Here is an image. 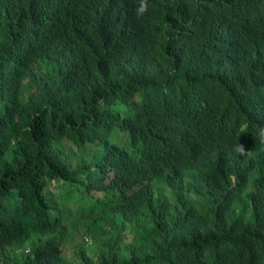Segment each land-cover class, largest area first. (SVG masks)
Wrapping results in <instances>:
<instances>
[{
	"label": "trees",
	"instance_id": "1",
	"mask_svg": "<svg viewBox=\"0 0 264 264\" xmlns=\"http://www.w3.org/2000/svg\"><path fill=\"white\" fill-rule=\"evenodd\" d=\"M139 3L0 0V264H264V0Z\"/></svg>",
	"mask_w": 264,
	"mask_h": 264
},
{
	"label": "rangeland",
	"instance_id": "2",
	"mask_svg": "<svg viewBox=\"0 0 264 264\" xmlns=\"http://www.w3.org/2000/svg\"><path fill=\"white\" fill-rule=\"evenodd\" d=\"M116 107H118V105ZM120 110H124V109H120ZM116 130L121 131L123 134H121L120 132H117L116 134H114ZM107 136L110 138L111 141L113 142L115 141L118 144H121L125 140V132L118 129L117 127H115L114 129H111L107 133ZM87 146L88 145H86L84 148H86ZM59 191L60 189L50 187L49 188V200L50 202H55V201L58 202L60 205L63 206V208H61L60 211L67 212L66 214H64V216L66 217L65 222H69V226H68L66 235L63 237L61 242L63 243V245H66L68 247L76 239V232L80 231V229L78 228L79 221L72 219V217L70 218L69 214L73 216H77L76 213L79 212V210L84 206V204L89 198L83 197L82 199H77V200H72V199L67 200L66 203L69 207V210H68L67 205L63 203L61 201L62 198L59 197ZM72 225H75V228L73 230H71ZM82 238L83 240H88V237L85 235H82Z\"/></svg>",
	"mask_w": 264,
	"mask_h": 264
},
{
	"label": "clouds",
	"instance_id": "3",
	"mask_svg": "<svg viewBox=\"0 0 264 264\" xmlns=\"http://www.w3.org/2000/svg\"><path fill=\"white\" fill-rule=\"evenodd\" d=\"M148 10V0H140L139 6L136 9V15L138 17L143 16ZM258 139L259 143L264 145V120L261 121L259 130H258ZM235 151L239 153L241 156H246L250 154L251 151L246 152L243 145L240 143L235 147Z\"/></svg>",
	"mask_w": 264,
	"mask_h": 264
}]
</instances>
